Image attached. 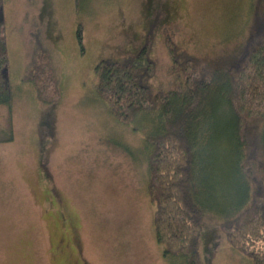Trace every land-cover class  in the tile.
Returning a JSON list of instances; mask_svg holds the SVG:
<instances>
[{
	"label": "rangeland",
	"instance_id": "1",
	"mask_svg": "<svg viewBox=\"0 0 264 264\" xmlns=\"http://www.w3.org/2000/svg\"><path fill=\"white\" fill-rule=\"evenodd\" d=\"M252 3L3 1L11 100L0 105V264H187V256H165L155 239L145 139L151 123L116 119L96 93L94 67L103 57H128L150 36L157 65L150 82L167 89L166 33L196 54L232 50L244 38ZM42 62L58 88L51 104L23 79ZM224 132L209 136L214 211L241 196ZM212 212L197 264H253L232 248L219 228L222 215ZM256 245L264 250V239Z\"/></svg>",
	"mask_w": 264,
	"mask_h": 264
},
{
	"label": "trees",
	"instance_id": "2",
	"mask_svg": "<svg viewBox=\"0 0 264 264\" xmlns=\"http://www.w3.org/2000/svg\"><path fill=\"white\" fill-rule=\"evenodd\" d=\"M3 1L0 105L11 100ZM248 21L241 42L216 55L193 53L166 33L172 78L167 89H155L150 82L157 71L150 36L128 57H103L94 67L96 93L116 119L151 123L145 139L155 239L165 256H187V264L199 261L200 231L205 215L214 211L208 202L209 136L221 130L230 133L224 132L231 141L226 154L241 196L231 207L212 213L222 215L219 228L233 249L253 264H264V250L256 245L264 239V0H253ZM76 35L82 45L81 24ZM51 73L49 64L34 63L23 78L46 104L58 97Z\"/></svg>",
	"mask_w": 264,
	"mask_h": 264
}]
</instances>
